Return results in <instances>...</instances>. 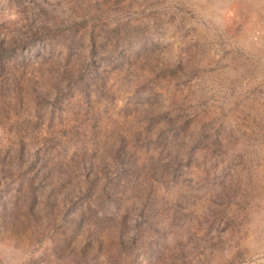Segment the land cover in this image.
Instances as JSON below:
<instances>
[{"label":"rangeland","instance_id":"1","mask_svg":"<svg viewBox=\"0 0 264 264\" xmlns=\"http://www.w3.org/2000/svg\"><path fill=\"white\" fill-rule=\"evenodd\" d=\"M0 264H264V0H0Z\"/></svg>","mask_w":264,"mask_h":264}]
</instances>
